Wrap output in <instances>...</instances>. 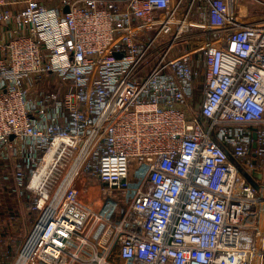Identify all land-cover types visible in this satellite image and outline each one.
Instances as JSON below:
<instances>
[{
	"label": "built area",
	"instance_id": "built-area-1",
	"mask_svg": "<svg viewBox=\"0 0 264 264\" xmlns=\"http://www.w3.org/2000/svg\"><path fill=\"white\" fill-rule=\"evenodd\" d=\"M253 1L244 21L243 0H0V161L36 213L12 264H264Z\"/></svg>",
	"mask_w": 264,
	"mask_h": 264
},
{
	"label": "crops",
	"instance_id": "crops-1",
	"mask_svg": "<svg viewBox=\"0 0 264 264\" xmlns=\"http://www.w3.org/2000/svg\"><path fill=\"white\" fill-rule=\"evenodd\" d=\"M39 1L48 6H55L54 0ZM22 7L21 3L10 6L15 12ZM11 37H13V26L8 27L0 23V38L7 41ZM15 171L14 161H0V264H12L36 218L32 207L29 206L32 205L31 197L27 193H21L16 186ZM261 179L264 181V175ZM4 192L14 199L3 200ZM28 198L30 203L26 202Z\"/></svg>",
	"mask_w": 264,
	"mask_h": 264
},
{
	"label": "rangeland",
	"instance_id": "rangeland-1",
	"mask_svg": "<svg viewBox=\"0 0 264 264\" xmlns=\"http://www.w3.org/2000/svg\"><path fill=\"white\" fill-rule=\"evenodd\" d=\"M55 4L59 0H54ZM45 4V3H44ZM240 16L244 21L258 20L263 17L262 9L253 0H243L240 8ZM97 163L95 164V166ZM83 200L87 203L88 208L97 209L103 206L105 203V194L103 192V186L99 179L93 175V173H87L83 176L81 187ZM14 199L13 196H8L3 193V200ZM26 202L30 203V199H26ZM31 208V204L29 205ZM32 211V210H31ZM229 222L236 225L243 230L250 229L257 222L255 210L252 205L235 206L233 207Z\"/></svg>",
	"mask_w": 264,
	"mask_h": 264
},
{
	"label": "water",
	"instance_id": "water-1",
	"mask_svg": "<svg viewBox=\"0 0 264 264\" xmlns=\"http://www.w3.org/2000/svg\"><path fill=\"white\" fill-rule=\"evenodd\" d=\"M64 11L66 12V13H68L69 12V7H66L65 9H64ZM255 138H256V136H254ZM12 139H13V137H12ZM256 147V144H254V148Z\"/></svg>",
	"mask_w": 264,
	"mask_h": 264
},
{
	"label": "trees",
	"instance_id": "trees-1",
	"mask_svg": "<svg viewBox=\"0 0 264 264\" xmlns=\"http://www.w3.org/2000/svg\"><path fill=\"white\" fill-rule=\"evenodd\" d=\"M31 207H32V205H31ZM34 215H35V217H36V213L34 212Z\"/></svg>",
	"mask_w": 264,
	"mask_h": 264
}]
</instances>
